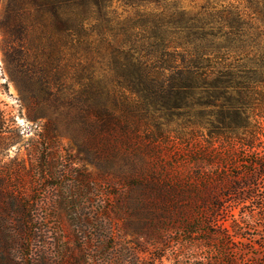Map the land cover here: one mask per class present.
Wrapping results in <instances>:
<instances>
[{
	"label": "trees",
	"instance_id": "1",
	"mask_svg": "<svg viewBox=\"0 0 264 264\" xmlns=\"http://www.w3.org/2000/svg\"><path fill=\"white\" fill-rule=\"evenodd\" d=\"M3 1V57L27 114L47 118L51 140L72 128L108 165L161 116L187 117L207 145L233 141L264 100V0H204L195 12L169 0ZM19 139L0 108V194L26 208L13 179L27 171L5 162ZM194 159L200 178L204 156ZM201 222L194 214L191 240Z\"/></svg>",
	"mask_w": 264,
	"mask_h": 264
},
{
	"label": "rangeland",
	"instance_id": "2",
	"mask_svg": "<svg viewBox=\"0 0 264 264\" xmlns=\"http://www.w3.org/2000/svg\"><path fill=\"white\" fill-rule=\"evenodd\" d=\"M203 2L167 4L195 12ZM260 36L264 44V27ZM3 41L0 26V108L20 133L5 162L27 171L12 181L28 205L0 194V264H264V100H254L250 128L233 141L207 145L187 117L161 116L108 165L70 127L46 137L47 118L27 114L7 73ZM194 214L203 222L191 240Z\"/></svg>",
	"mask_w": 264,
	"mask_h": 264
}]
</instances>
